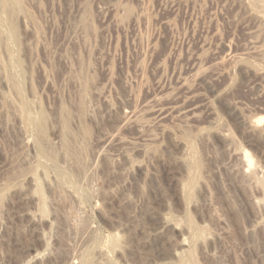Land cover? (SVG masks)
I'll use <instances>...</instances> for the list:
<instances>
[{"label":"rangeland","instance_id":"obj_1","mask_svg":"<svg viewBox=\"0 0 264 264\" xmlns=\"http://www.w3.org/2000/svg\"><path fill=\"white\" fill-rule=\"evenodd\" d=\"M0 264H264V0H0Z\"/></svg>","mask_w":264,"mask_h":264},{"label":"bare ground","instance_id":"obj_2","mask_svg":"<svg viewBox=\"0 0 264 264\" xmlns=\"http://www.w3.org/2000/svg\"><path fill=\"white\" fill-rule=\"evenodd\" d=\"M238 111V110H237ZM239 113V112H238ZM241 115V114H240ZM241 116H243V115H241ZM243 118V117H242ZM241 118V119H242ZM243 120H245V119H243ZM262 120V119H261ZM249 121H251V119L249 120ZM243 122H245V121H243ZM247 123V122H246ZM247 124H249V126H254L255 125V122H253V121H251L250 123H247ZM247 124H245V125H247ZM248 126V127H249ZM249 128H251V127H249ZM254 128V127H253ZM251 130V129H250ZM258 131H259V129H257ZM68 146V145H67ZM243 157H244V160L245 161H247L248 163L247 164H251V156H250V153L249 152H247V151H245L244 152V155H243ZM35 257V256H34Z\"/></svg>","mask_w":264,"mask_h":264}]
</instances>
